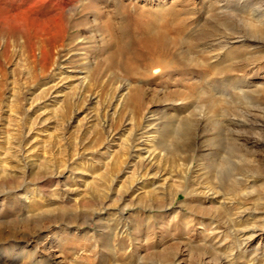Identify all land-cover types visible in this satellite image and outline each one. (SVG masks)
I'll list each match as a JSON object with an SVG mask.
<instances>
[{"label": "rangeland", "instance_id": "obj_1", "mask_svg": "<svg viewBox=\"0 0 264 264\" xmlns=\"http://www.w3.org/2000/svg\"><path fill=\"white\" fill-rule=\"evenodd\" d=\"M256 7L264 0H0V264L230 258L236 213L264 216Z\"/></svg>", "mask_w": 264, "mask_h": 264}, {"label": "bare ground", "instance_id": "obj_2", "mask_svg": "<svg viewBox=\"0 0 264 264\" xmlns=\"http://www.w3.org/2000/svg\"><path fill=\"white\" fill-rule=\"evenodd\" d=\"M144 3H147L149 5H152L154 3H156L157 1L159 2V0H143ZM262 7V6H261ZM251 16H254L256 18V20L258 22H262V18L264 17V8H260V7H256V9H254V14H251ZM154 35V34H153ZM236 36V35H235ZM153 37V36H151ZM238 37V36H237ZM249 46H251L253 48V51L251 52H255L257 50H259V48L261 47L256 41H251L249 42ZM224 44H222V46H219V49H223L224 48ZM256 49V50H255ZM261 51V50H260ZM244 52V51H243ZM240 53V52H239ZM257 53V52H256ZM247 54V53H246ZM241 55V54H240ZM244 56V55H243ZM210 58L216 60L218 58L217 54L216 55H212ZM239 59V58H238ZM213 61V60H212ZM231 64V63H230ZM235 64V63H233ZM241 64V63H240ZM242 65V64H241ZM214 70H219L218 68V64H217V60H216V63L214 62V65H212V68H214ZM221 67V66H220ZM240 67V66H238ZM243 67V66H242ZM217 68V69H216ZM207 69V68H206ZM234 70H237V67L234 65H230L220 71H217L216 73L220 74V75H223V77H228V75H226L229 71H234ZM246 71V70H245ZM236 72V71H235ZM243 72V71H242ZM244 75V74H243ZM244 77V76H243ZM230 84V83H229ZM239 90H241V88H239ZM142 137V136H141ZM237 138V137H236ZM235 139V138H234ZM233 142V145L234 147L236 148V146L239 144L236 143V140H233L231 139ZM239 140V139H238ZM240 141V140H239ZM255 141V140H254ZM252 142H253V139H252ZM256 142V141H255ZM254 143V142H253ZM232 145V144H230ZM232 145V146H233ZM231 149V147H228ZM240 148V147H239ZM242 148V147H241ZM146 149V148H145ZM223 150V149H222ZM237 150V149H236ZM149 151V150H148ZM146 151L147 154L145 155H139V159L142 161L144 160L145 158L150 160L152 158V156H150L149 152ZM242 151V150H241ZM240 151V152H241ZM244 151V150H243ZM249 151V150H248ZM223 155L221 157L222 159V163H227V160L229 158H231L233 155L232 153H230L228 151V149H225L223 150ZM233 159V158H232ZM229 164L231 165V174H233V176L235 175L234 172H233V168L236 164L235 160H230L229 159ZM228 164V165H229ZM221 166V165H220ZM227 166V165H226ZM237 166V165H236ZM225 167V166H224ZM146 169V168H145ZM144 169V170H145ZM222 169H225V168H222ZM229 169V168H228ZM233 179H235L237 182H239L240 180L237 179L235 176L233 177ZM241 187V186H240ZM238 188V187H237ZM233 189V191H238V193H240L242 196H246V193L245 192H240V188L238 189ZM232 191V192H233ZM227 192V191H226ZM218 193V192H217ZM233 195H235V193L233 192L232 193ZM232 195V196H233ZM236 196V195H235ZM25 197V196H24ZM222 197V196H221ZM223 198V197H222ZM224 199V198H223ZM230 201H235L233 197H230L229 198ZM212 200V199H211ZM222 200V199H221ZM235 204H238V202H234ZM225 203H221V205H224ZM231 204V203H230ZM240 205V204H239ZM244 208V207H242ZM238 211V210H237ZM245 214V215H244ZM257 212H251L249 211L247 208L245 209H241L239 210L235 217L233 218V223L236 225V227L234 228V231L235 233L233 234L234 236V239L236 240V248H235V251L232 252L227 260H223V261H220V263H223V264H227V262L229 264H234L235 261H231V259L233 257H245V255L247 253H252V255H255V256H263L264 258V216H262V219L256 223V220L253 218L254 215H256ZM260 216V215H258ZM252 221L251 224L248 223V221ZM234 224H232V226H234ZM216 228V227H215ZM214 230V228H213ZM211 231V234L208 235L207 237V243L210 244V246H214L216 243H221L220 240L223 236V234L221 233H218V234H214L215 232L214 231ZM219 230V229H217ZM224 233V232H223ZM39 235L40 234H37L36 237L39 238ZM225 237V236H224ZM41 246L43 245V243L41 242L40 243ZM251 251V252H250ZM28 252V251H27ZM26 252V253H27ZM32 255L35 253V250H32L30 252ZM30 254H28L26 257H29ZM22 256V255H21ZM236 257V258H237ZM42 261V260H41ZM41 264H48L46 262V259L42 261Z\"/></svg>", "mask_w": 264, "mask_h": 264}]
</instances>
